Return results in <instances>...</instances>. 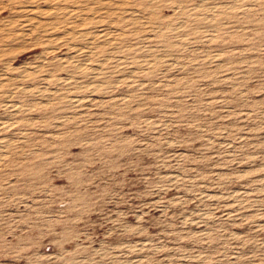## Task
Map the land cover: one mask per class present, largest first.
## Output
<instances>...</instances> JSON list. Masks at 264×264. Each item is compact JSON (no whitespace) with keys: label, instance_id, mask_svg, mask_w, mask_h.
Returning <instances> with one entry per match:
<instances>
[{"label":"rangeland","instance_id":"obj_1","mask_svg":"<svg viewBox=\"0 0 264 264\" xmlns=\"http://www.w3.org/2000/svg\"><path fill=\"white\" fill-rule=\"evenodd\" d=\"M52 1L0 0V264H264V0Z\"/></svg>","mask_w":264,"mask_h":264},{"label":"bare ground","instance_id":"obj_2","mask_svg":"<svg viewBox=\"0 0 264 264\" xmlns=\"http://www.w3.org/2000/svg\"><path fill=\"white\" fill-rule=\"evenodd\" d=\"M4 1V0H3ZM23 1V0H22ZM46 2H48V3H51V2H53L52 0H45ZM66 1V0H65ZM55 2V1H54ZM98 3V2H97ZM101 3V2H100ZM112 3V2H111ZM92 4V3H91ZM107 4V3H106ZM115 4V2L113 3V5ZM215 4V3H214ZM0 5L2 6V7H0V15L1 14H3L4 13V11L5 10H8L9 9V11H10V13H17V12H20L19 14L21 15V17L23 16V19H21L20 20V22H19V24H18V28L15 30V31H13V30H10V29H8V27H7V25L5 26V24H3V26L2 25H0V42H5L7 39H13V41L15 40V39H21V40H25L26 39V37L27 36H30L32 33H34L35 31H37L38 30V28H40L41 26L40 25H42L43 26V24H45L46 22L44 21V20H42L41 19V16L43 15V14H46L47 13V8H42V6H40V5H37V4H32V5H28V6H26L25 8L23 7V9H22V6H20L21 7V9L19 10L18 9V7H17V5H15V4H9V3H7L6 2V4L4 5V3L2 4L1 2H0ZM4 5V6H3ZM53 5V4H52ZM145 5V4H144ZM147 5V4H146ZM54 6H56V5H54ZM53 6V7H54ZM200 6V5H199ZM246 6H248V5H246ZM52 7V6H51ZM50 7V8H51ZM160 7V6H159ZM252 7V6H251ZM106 8V7H105ZM179 8V7H178ZM247 8V7H246ZM57 9V8H56ZM82 9V8H81ZM109 9H111V8H109ZM119 9V8H118ZM214 9H216V8H214ZM64 10V9H63ZM69 10V9H68ZM114 10H115V8H114ZM117 10V9H116ZM121 10H122V8H121ZM52 11H53V9H52ZM70 11V10H69ZM127 11V10H126ZM216 11V10H215ZM214 11V12H215ZM219 11V10H218ZM66 12V11H65ZM68 12V11H67ZM71 12V11H70ZM70 12H68L69 14H70ZM108 12H110L109 10H108ZM135 12H137V11H135ZM6 13V12H5ZM96 13V12H95ZM122 13V12H121ZM141 13V12H140ZM143 13V12H142ZM102 14V13H101ZM108 14V13H107ZM117 14V13H116ZM132 14V13H131ZM158 14V13H157ZM201 14V13H200ZM66 15H68L67 13H66ZM65 15V16H66ZM93 15V14H92ZM95 15V14H94ZM202 15V14H201ZM206 15V14H205ZM210 15V14H209ZM69 16V15H68ZM67 16V17H68ZM90 16V15H89ZM88 16V17H89ZM211 16H214L213 14L211 15ZM210 16V17H211ZM53 17V16H52ZM51 17V18H52ZM77 17H78V15H77ZM79 17H82V16H79ZM116 17V16H115ZM185 17V16H184ZM215 17V16H214ZM214 17H212L213 19H214ZM13 19L14 17H13V15L11 16H8V17H6L5 19H3V18H0V21H2V22H6V21H8L9 19ZM46 18V17H45ZM50 18V17H49ZM49 18H46V19H49ZM50 18V19H51ZM54 18V17H53ZM83 18V17H82ZM110 18V17H109ZM112 18V17H111ZM157 18V17H156ZM160 18V17H159ZM16 19V18H15ZM49 19V20H50ZM74 19H75V17H74ZM98 19H100V17L98 18ZM141 19V18H140ZM213 19H211L210 18V20H213ZM18 20V19H17ZM72 20V19H71ZM79 21V20H78ZM111 21H113V20H111ZM11 22H13V20L11 21ZM14 22H16V21H14ZM18 22V21H17ZM16 22V23H17ZM75 22H77V21H74V23ZM126 22V21H125ZM15 23V24H16ZM57 23V22H56ZM79 23V22H78ZM145 23V22H144ZM185 23V22H184ZM11 24V23H10ZM54 24V23H53ZM70 24V23H69ZM80 24V23H79ZM160 24V23H159ZM183 24V23H182ZM48 25V24H47ZM51 25V24H50ZM66 25H68V20H67V22H66ZM147 25V24H146ZM184 25V24H183ZM182 25V26H183ZM188 25V24H187ZM45 26V25H44ZM61 26V25H60ZM213 27V26H212ZM46 28V27H45ZM60 28V27H59ZM63 28H64V26H63ZM68 28V27H67ZM138 28V27H137ZM150 28V27H149ZM154 28V27H153ZM209 28V27H208ZM207 28V29H208ZM44 29V28H43ZM62 29V28H61ZM48 30V29H47ZM52 30V29H51ZM176 30V29H175ZM42 31V30H41ZM99 31V30H98ZM173 31V30H172ZM43 32H45V30L43 31ZM42 32V33H43ZM68 32V31H67ZM214 32H216V30L214 31ZM218 32V31H217ZM40 33V32H39ZM95 33V32H94ZM102 34V33H101ZM107 34V33H106ZM74 35V34H73ZM99 35H100V33H99ZM215 35V34H214ZM213 35V36H214ZM95 36V35H94ZM114 36V35H113ZM185 36V35H184ZM216 36V35H215ZM81 37V36H80ZM84 37V36H83ZM82 37V38H83ZM93 37V36H92ZM148 37V36H147ZM51 38V37H50ZM53 38V37H52ZM214 38V37H213ZM212 38V39H213ZM59 39V38H58ZM91 39V38H90ZM89 39V40H90ZM32 40V39H31ZM110 40V39H109ZM16 41V40H15ZM26 42V41H25ZM203 42V41H202ZM179 43H181V42H179ZM2 44H0V46H1ZM11 45V44H10ZM9 45V46H10ZM13 45V44H12ZM78 45H80V44H78ZM81 46V45H80ZM3 47V46H2ZM8 47V46H7ZM71 47V46H70ZM72 47H74V46H72ZM84 47V46H83ZM80 48V47H79ZM84 49V48H83ZM95 49H97V48H95ZM46 50V49H45ZM13 51H14V48H13ZM97 51V50H96ZM17 52H18V50H17ZM2 53V52H1ZM73 54V53H72ZM129 54V53H128ZM161 55V54H160ZM158 56V55H157ZM173 56V55H172ZM117 57V56H116ZM61 58V57H60ZM158 58V57H157ZM43 60V59H42ZM85 61H87V60H85ZM151 61V60H150ZM81 62V61H80ZM8 63V62H7ZM73 63V62H72ZM75 63H76V61H75ZM35 64V63H34ZM42 64V63H41ZM100 64H102L101 62H100ZM105 64V63H104ZM8 65V64H7ZM82 65V64H81ZM39 66V65H38ZM8 67V66H7ZM21 68V67H20ZM40 68H41V66H40ZM79 68V67H78ZM95 68V67H94ZM31 69V68H30ZM84 69V68H83ZM102 69V68H101ZM149 69V68H148ZM53 70V69H52ZM27 71V70H26ZM35 71V70H34ZM17 77V76H16ZM48 77V76H47ZM24 78V77H23ZM49 78V77H48ZM71 78V77H70ZM77 79V78H76ZM4 83V82H3ZM92 83V82H91ZM101 83V82H100ZM117 83V82H116ZM2 84V83H1ZM30 84V83H29ZM44 84H46V83H44ZM81 84V83H80ZM49 85V84H48ZM98 85V84H97ZM21 86V85H20ZM101 85L99 84V87H100ZM28 87H30V86H28ZM102 87V86H101ZM46 88H47V86H46ZM45 88V89H46ZM103 88V87H102ZM25 89H26V87H25ZM147 90V89H146ZM69 91V90H68ZM47 92V91H46ZM10 95H11V93H10ZM49 97V96H48ZM78 98V97H77ZM72 99V98H71ZM79 99H80V97H79ZM80 101V100H79ZM5 102V101H4ZM11 103V102H10ZM29 103V102H28ZM15 104V103H14ZM45 104V103H44ZM80 104V103H79ZM6 105V104H5ZM11 105H12V103H11ZM7 106V105H6ZM23 106V105H22ZM30 107V106H29ZM31 108V107H30ZM9 109V108H8ZM19 111V110H18ZM9 121V120H8ZM5 138H7V137H5ZM8 139V138H7ZM11 140V139H10ZM7 142V141H6ZM11 143H12V141H11ZM3 147V146H2ZM1 149V148H0ZM3 149V148H2ZM1 149V150H2ZM2 155V154H1ZM5 155V154H4ZM1 160V159H0Z\"/></svg>","mask_w":264,"mask_h":264}]
</instances>
